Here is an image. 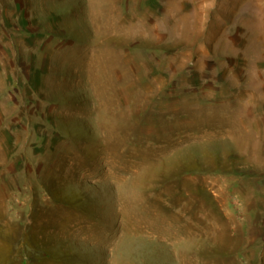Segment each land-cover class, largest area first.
Segmentation results:
<instances>
[{
	"label": "rangeland",
	"instance_id": "rangeland-1",
	"mask_svg": "<svg viewBox=\"0 0 264 264\" xmlns=\"http://www.w3.org/2000/svg\"><path fill=\"white\" fill-rule=\"evenodd\" d=\"M0 264H264V0H0Z\"/></svg>",
	"mask_w": 264,
	"mask_h": 264
}]
</instances>
